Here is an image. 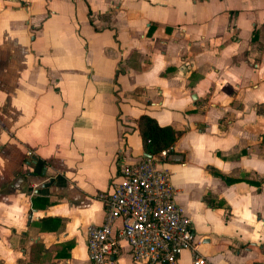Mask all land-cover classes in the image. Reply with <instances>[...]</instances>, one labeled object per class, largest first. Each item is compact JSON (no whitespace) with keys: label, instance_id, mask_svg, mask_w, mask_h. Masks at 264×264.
<instances>
[{"label":"crops","instance_id":"0c3cea01","mask_svg":"<svg viewBox=\"0 0 264 264\" xmlns=\"http://www.w3.org/2000/svg\"><path fill=\"white\" fill-rule=\"evenodd\" d=\"M143 115L180 132L165 168L196 251L264 264V0L0 2V264H90ZM113 260L136 264L124 240Z\"/></svg>","mask_w":264,"mask_h":264},{"label":"built area","instance_id":"2783aa9c","mask_svg":"<svg viewBox=\"0 0 264 264\" xmlns=\"http://www.w3.org/2000/svg\"><path fill=\"white\" fill-rule=\"evenodd\" d=\"M6 1L10 0H0ZM170 154L171 148L133 163L119 161L109 190L98 196L104 206L103 222L86 228L90 264H115L113 255L121 240L136 264H177L186 250L191 251L192 264H210L193 246L191 220L176 201L165 168Z\"/></svg>","mask_w":264,"mask_h":264},{"label":"trees","instance_id":"16d2710c","mask_svg":"<svg viewBox=\"0 0 264 264\" xmlns=\"http://www.w3.org/2000/svg\"><path fill=\"white\" fill-rule=\"evenodd\" d=\"M137 127L144 152L152 156L163 149L171 148L180 135V132L170 126H160L152 117L146 115L138 119Z\"/></svg>","mask_w":264,"mask_h":264},{"label":"water","instance_id":"95a60500","mask_svg":"<svg viewBox=\"0 0 264 264\" xmlns=\"http://www.w3.org/2000/svg\"><path fill=\"white\" fill-rule=\"evenodd\" d=\"M144 156L150 157V155L147 153H144ZM169 157H173V156L169 155ZM50 183H51V180L48 183L43 184L42 187H47Z\"/></svg>","mask_w":264,"mask_h":264}]
</instances>
